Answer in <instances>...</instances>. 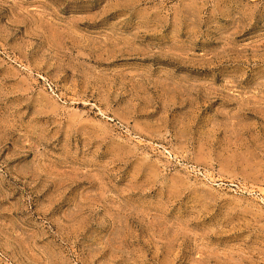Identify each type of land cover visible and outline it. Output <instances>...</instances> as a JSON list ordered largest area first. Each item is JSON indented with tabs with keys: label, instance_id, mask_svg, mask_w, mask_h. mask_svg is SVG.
<instances>
[{
	"label": "rangeland",
	"instance_id": "rangeland-1",
	"mask_svg": "<svg viewBox=\"0 0 264 264\" xmlns=\"http://www.w3.org/2000/svg\"><path fill=\"white\" fill-rule=\"evenodd\" d=\"M0 264H264V0H0Z\"/></svg>",
	"mask_w": 264,
	"mask_h": 264
}]
</instances>
